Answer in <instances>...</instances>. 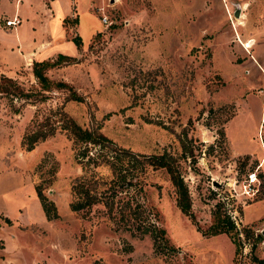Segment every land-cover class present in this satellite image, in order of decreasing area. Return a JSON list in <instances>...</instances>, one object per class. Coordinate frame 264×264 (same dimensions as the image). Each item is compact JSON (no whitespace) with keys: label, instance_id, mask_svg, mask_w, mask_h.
Returning a JSON list of instances; mask_svg holds the SVG:
<instances>
[{"label":"rangeland","instance_id":"obj_1","mask_svg":"<svg viewBox=\"0 0 264 264\" xmlns=\"http://www.w3.org/2000/svg\"><path fill=\"white\" fill-rule=\"evenodd\" d=\"M96 1L80 3L77 60L45 69L77 99L52 84L38 92L31 65L10 76L28 99L0 94V210L11 215L0 213V264H259L264 238L251 247L241 230L264 233V0ZM57 110L117 146L169 153L192 220L176 206L163 166L147 168L143 191L166 242L113 222L100 203L71 210L81 169L70 137L56 128L31 149L20 145L25 132L54 123ZM95 169L98 178L109 174ZM252 170L257 180L246 184ZM36 185L56 218L37 223L17 211L23 205L35 217ZM225 225L239 231L237 252Z\"/></svg>","mask_w":264,"mask_h":264},{"label":"trees","instance_id":"obj_2","mask_svg":"<svg viewBox=\"0 0 264 264\" xmlns=\"http://www.w3.org/2000/svg\"><path fill=\"white\" fill-rule=\"evenodd\" d=\"M64 21H66V18L63 19ZM70 39L79 50L81 45L80 36L74 34ZM51 59L35 60L31 63L32 74L37 80L38 92L48 90L52 84L57 87H66L69 98L77 99L78 95L71 85L63 80L49 81L45 75V69L48 65L57 64L60 61L61 63H71L77 59L74 56L62 53L56 54L55 59ZM30 92L25 90L15 78L0 74V94L28 99L29 95L32 94ZM57 111L58 117L54 119V123L53 121L52 123L46 122L44 127L41 126L25 132L21 136L20 145L26 150L31 149L37 140L53 134L56 128L63 130L70 137L74 145L75 161L81 169V173L70 184V191L73 196L69 202L71 210L83 211L93 204L100 203L104 206L107 217L110 220L112 219L113 222L123 223L127 228L137 230L139 234L149 233L155 244L158 239L166 242L164 229L156 226V223L150 217L155 212L152 211L151 207L145 205L143 191V178L147 168L163 166L169 172V178L175 187L174 200L176 206L182 213L190 218L192 217L188 212L190 203L186 187L183 185L179 173L173 172L169 153L163 151L159 154H145L117 146L98 128L81 127L64 111ZM183 154L181 156L184 159L193 157L191 151H188L187 155L186 153ZM99 164L105 165L109 170V174L103 178L97 177L95 167ZM35 189L45 217L47 219L56 218L58 214L53 201L43 195L37 185ZM118 200L121 201V204L116 206ZM219 220H221L220 216ZM5 221H8L7 217H5ZM218 224L220 223L216 225L219 226ZM216 225L212 226L214 232H216ZM230 227L234 228L232 224ZM231 228L225 225L220 231L230 234L233 242L237 245V252L240 245V235L238 229L235 228V231H232ZM241 231L246 237H252L254 243L251 247H254L257 242L264 238L263 232L255 233L250 227H243ZM258 260L259 264H264L263 258Z\"/></svg>","mask_w":264,"mask_h":264},{"label":"crops","instance_id":"obj_3","mask_svg":"<svg viewBox=\"0 0 264 264\" xmlns=\"http://www.w3.org/2000/svg\"><path fill=\"white\" fill-rule=\"evenodd\" d=\"M82 1L0 0V74L12 76L19 67L31 65L35 60L51 58L58 53L75 56L78 50L71 36L66 34L63 19L73 16L70 28L74 26V33L79 35V7ZM91 1L87 0L88 7ZM13 14L19 16L20 22L13 27L4 25L3 19ZM96 29L91 30V35ZM36 202L40 209L34 202L38 210L35 217H31L23 205H18L17 211L22 209L27 220L41 223L45 215H41L42 208L37 196ZM0 213L7 218L11 216L5 210H0Z\"/></svg>","mask_w":264,"mask_h":264},{"label":"built area","instance_id":"obj_4","mask_svg":"<svg viewBox=\"0 0 264 264\" xmlns=\"http://www.w3.org/2000/svg\"><path fill=\"white\" fill-rule=\"evenodd\" d=\"M98 8H99V10H103L101 6L98 7ZM106 19H107L106 15L102 13L101 21L105 23V22H107ZM19 22H20V18L16 14H13L10 17H5L4 18V25H6V26L13 27V26L17 25ZM246 175H247L246 182H245L246 184H253L254 182H256L257 176H256V173H255L254 170L249 171Z\"/></svg>","mask_w":264,"mask_h":264},{"label":"water","instance_id":"obj_5","mask_svg":"<svg viewBox=\"0 0 264 264\" xmlns=\"http://www.w3.org/2000/svg\"><path fill=\"white\" fill-rule=\"evenodd\" d=\"M235 15L239 16L240 15V7L239 5L237 6L236 10H235Z\"/></svg>","mask_w":264,"mask_h":264},{"label":"bare ground","instance_id":"obj_6","mask_svg":"<svg viewBox=\"0 0 264 264\" xmlns=\"http://www.w3.org/2000/svg\"><path fill=\"white\" fill-rule=\"evenodd\" d=\"M240 17V16H239ZM239 17H237V18H239Z\"/></svg>","mask_w":264,"mask_h":264}]
</instances>
